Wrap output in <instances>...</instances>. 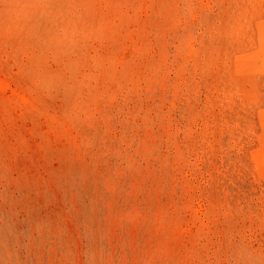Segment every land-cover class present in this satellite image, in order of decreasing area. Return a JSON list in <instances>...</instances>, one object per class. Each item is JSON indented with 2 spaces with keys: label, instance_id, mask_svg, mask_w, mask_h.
<instances>
[{
  "label": "rangeland",
  "instance_id": "1",
  "mask_svg": "<svg viewBox=\"0 0 264 264\" xmlns=\"http://www.w3.org/2000/svg\"><path fill=\"white\" fill-rule=\"evenodd\" d=\"M0 84V264H264V0H0Z\"/></svg>",
  "mask_w": 264,
  "mask_h": 264
},
{
  "label": "bare ground",
  "instance_id": "2",
  "mask_svg": "<svg viewBox=\"0 0 264 264\" xmlns=\"http://www.w3.org/2000/svg\"><path fill=\"white\" fill-rule=\"evenodd\" d=\"M1 85V84H0ZM263 129H264V127H263ZM262 150H263V148H262ZM260 153V152H259ZM262 153V152H261ZM264 153V152H263ZM260 166H261V168L263 169L264 168V161H260Z\"/></svg>",
  "mask_w": 264,
  "mask_h": 264
}]
</instances>
